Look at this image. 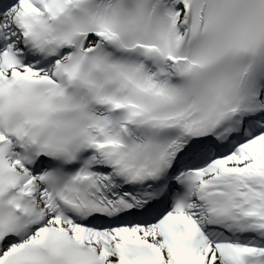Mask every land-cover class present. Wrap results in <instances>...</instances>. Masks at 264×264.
Instances as JSON below:
<instances>
[{"label": "snow or ice", "instance_id": "1", "mask_svg": "<svg viewBox=\"0 0 264 264\" xmlns=\"http://www.w3.org/2000/svg\"><path fill=\"white\" fill-rule=\"evenodd\" d=\"M0 264H264V0H0Z\"/></svg>", "mask_w": 264, "mask_h": 264}]
</instances>
